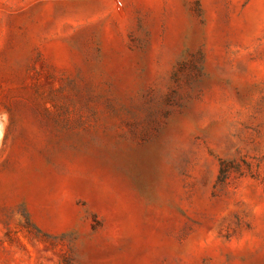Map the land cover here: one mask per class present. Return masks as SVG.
I'll return each mask as SVG.
<instances>
[{"label":"rangeland","instance_id":"rangeland-1","mask_svg":"<svg viewBox=\"0 0 264 264\" xmlns=\"http://www.w3.org/2000/svg\"><path fill=\"white\" fill-rule=\"evenodd\" d=\"M0 264H264V0H0Z\"/></svg>","mask_w":264,"mask_h":264}]
</instances>
